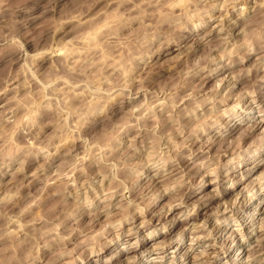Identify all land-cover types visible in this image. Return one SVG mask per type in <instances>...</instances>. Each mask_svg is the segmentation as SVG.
I'll return each mask as SVG.
<instances>
[{"label": "clouds", "instance_id": "obj_1", "mask_svg": "<svg viewBox=\"0 0 264 264\" xmlns=\"http://www.w3.org/2000/svg\"><path fill=\"white\" fill-rule=\"evenodd\" d=\"M0 264H264V0H0Z\"/></svg>", "mask_w": 264, "mask_h": 264}]
</instances>
